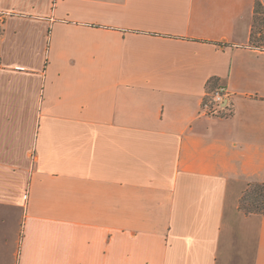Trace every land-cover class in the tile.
Wrapping results in <instances>:
<instances>
[{"label": "crops", "instance_id": "0c3cea01", "mask_svg": "<svg viewBox=\"0 0 264 264\" xmlns=\"http://www.w3.org/2000/svg\"><path fill=\"white\" fill-rule=\"evenodd\" d=\"M255 1L0 0V264H264Z\"/></svg>", "mask_w": 264, "mask_h": 264}, {"label": "trees", "instance_id": "16d2710c", "mask_svg": "<svg viewBox=\"0 0 264 264\" xmlns=\"http://www.w3.org/2000/svg\"><path fill=\"white\" fill-rule=\"evenodd\" d=\"M249 45L264 50V7L260 0H256L253 7V20L250 33ZM222 85L214 78L210 79L205 86V96L202 108L208 109V115L217 117H230L232 108L226 104L219 109V104L212 100V93ZM238 208L245 215L264 216V184L252 183L247 185L238 200Z\"/></svg>", "mask_w": 264, "mask_h": 264}, {"label": "built area", "instance_id": "2783aa9c", "mask_svg": "<svg viewBox=\"0 0 264 264\" xmlns=\"http://www.w3.org/2000/svg\"><path fill=\"white\" fill-rule=\"evenodd\" d=\"M264 0H260V2L263 4ZM1 20V17H0ZM212 100L216 103L219 104V109H222L228 101V93L226 91V89L221 86L220 88H217L213 93H212ZM203 111L207 114L209 111L207 109V107L205 106V108H203Z\"/></svg>", "mask_w": 264, "mask_h": 264}, {"label": "rangeland", "instance_id": "374dc122", "mask_svg": "<svg viewBox=\"0 0 264 264\" xmlns=\"http://www.w3.org/2000/svg\"><path fill=\"white\" fill-rule=\"evenodd\" d=\"M263 7H264V1H263ZM1 31H2V23L0 20V35H1ZM10 232H11V235H10L11 243L9 245H10V249L12 252V249L14 247V240H16V236L18 235V226H12V229L10 230ZM11 263H12V259H11Z\"/></svg>", "mask_w": 264, "mask_h": 264}]
</instances>
